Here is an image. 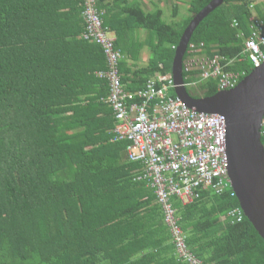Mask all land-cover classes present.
I'll list each match as a JSON object with an SVG mask.
<instances>
[{"label": "trees", "instance_id": "1", "mask_svg": "<svg viewBox=\"0 0 264 264\" xmlns=\"http://www.w3.org/2000/svg\"><path fill=\"white\" fill-rule=\"evenodd\" d=\"M124 1L120 11L106 0L98 8L127 59L144 46L137 34L151 35L147 67L131 78L127 60L120 64L126 89L137 92L156 72L172 71L183 32L212 0H190L191 15L173 23L162 8ZM84 9V0H0V264H191L179 256L155 189L137 178L143 164L128 160L127 141L114 140L109 82L98 76L106 56L81 38ZM254 13L264 20V0H225L201 21L189 43L197 50L188 46L184 58L193 96L220 91V78L203 80L197 59L219 56L240 82L254 70L245 50ZM172 205L203 264H264L254 225L246 215L233 222L240 202L231 191L211 188Z\"/></svg>", "mask_w": 264, "mask_h": 264}, {"label": "built area", "instance_id": "2", "mask_svg": "<svg viewBox=\"0 0 264 264\" xmlns=\"http://www.w3.org/2000/svg\"><path fill=\"white\" fill-rule=\"evenodd\" d=\"M84 7L86 29L82 36L100 45L109 60V69L98 71V76L109 82L110 93L105 100L113 108L116 119L114 140L127 141L128 160L143 164L137 178L149 181L155 189L179 256L191 264H203L188 248L172 201L178 199L186 205L211 188L218 194L229 190L236 196L229 174L226 118L185 104L172 93L176 84L171 73L158 74L137 92H129L120 73L124 54L116 46L114 33L103 23L98 0H84ZM250 22L251 37L245 40V50L254 66L259 67L264 63V20L254 13ZM238 25L234 21L233 26ZM189 48L192 53L197 50L193 43ZM219 59V56L197 59L203 80L217 76L220 90L236 87L240 75L225 71ZM193 62L191 59L186 64L187 70ZM196 85L197 82L186 84ZM230 214L233 222H240L245 216L241 207Z\"/></svg>", "mask_w": 264, "mask_h": 264}, {"label": "water", "instance_id": "3", "mask_svg": "<svg viewBox=\"0 0 264 264\" xmlns=\"http://www.w3.org/2000/svg\"><path fill=\"white\" fill-rule=\"evenodd\" d=\"M224 2L212 0L183 32L172 66L175 93L191 108L225 116L232 186L246 217L264 239V63L236 87L211 96H193L184 79V58L196 28Z\"/></svg>", "mask_w": 264, "mask_h": 264}, {"label": "crops", "instance_id": "4", "mask_svg": "<svg viewBox=\"0 0 264 264\" xmlns=\"http://www.w3.org/2000/svg\"><path fill=\"white\" fill-rule=\"evenodd\" d=\"M132 1H135V0H132ZM158 1H159V5L156 4L155 0H137V2H139L141 4V6L143 7V9L146 12H154L158 8H160V9L162 8L165 11V7H166L165 5L166 4H164V6H162V3H163L162 0H158ZM127 2H131V1L128 0ZM105 3H108L110 5V7L113 8V10H112L113 12H116L115 10H118V11L122 10V8L126 5V3H125L124 0H106ZM176 7H174V8H176ZM105 12H107V9L106 8H103V10L101 11V13L104 14ZM112 32L114 33V35L117 38L116 33L114 31H112ZM81 38H83L82 35H81ZM137 39L138 40H141L142 43H144V46H142V48H138V51H136L135 57L132 58L130 56V58L127 59V56L125 57V54L123 53L125 60H127L126 65L129 67V71H128L129 74L128 75L131 78H133V72L134 71H137V70H139L141 68L147 67L149 65L151 59L153 58V50H152V46H151L152 38H151V35L149 34V32L147 30H145V29H142L139 32V34H137ZM84 40H86V39H84ZM86 41H88V40H86ZM88 42H90V41H88ZM91 43H94V42H91ZM145 43H146V45H145ZM94 44H96V43H94ZM96 45H98V44H96ZM98 46L100 48H102L100 45H98ZM102 50H103V48H102ZM103 52H104V50H103ZM104 54H105V52H104ZM105 56H106V54H105ZM128 57H129V55H128ZM106 64H107V68L105 70H108L109 69V60H108V57L107 56H106ZM160 67L163 68V65L160 64ZM120 73H121V77H122L121 70H120ZM168 73H171L173 75L172 71L171 72H168ZM158 74H163V73L160 72V71L159 72H156V74L153 75V76H151V77H149V79L152 78V77H156ZM122 81H123V79H122ZM125 86H126V84H125Z\"/></svg>", "mask_w": 264, "mask_h": 264}, {"label": "rangeland", "instance_id": "5", "mask_svg": "<svg viewBox=\"0 0 264 264\" xmlns=\"http://www.w3.org/2000/svg\"><path fill=\"white\" fill-rule=\"evenodd\" d=\"M156 4L159 5V1L155 0ZM162 6H164V4H166L165 6V11H164V19L169 22V23H173V21L176 20H181L183 18H186L187 16L191 15V12L189 10V6H190V0H162ZM177 6V10H178V15L177 18L175 19L173 17V13H174V7ZM253 10V7H252ZM190 89L194 88V87H189Z\"/></svg>", "mask_w": 264, "mask_h": 264}]
</instances>
